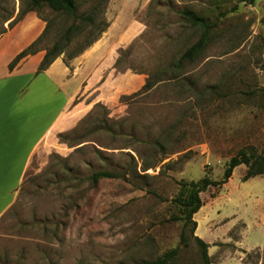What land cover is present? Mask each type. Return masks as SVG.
Returning a JSON list of instances; mask_svg holds the SVG:
<instances>
[{"label":"rangeland","instance_id":"obj_1","mask_svg":"<svg viewBox=\"0 0 264 264\" xmlns=\"http://www.w3.org/2000/svg\"><path fill=\"white\" fill-rule=\"evenodd\" d=\"M26 1L0 0V31ZM77 3L78 13L102 3L114 46L63 111L57 145L1 217L0 264H136L177 245L174 264H200L173 199L180 180L220 179L240 148L264 152V0ZM185 9L214 27L177 83L163 69L199 36ZM26 16L51 22L40 51L71 23L44 8L12 27ZM79 46L74 40L60 56ZM99 170L116 176L93 183ZM244 171L236 166L221 188L200 193L194 235L206 243L210 264H264V175L242 181Z\"/></svg>","mask_w":264,"mask_h":264},{"label":"crops","instance_id":"obj_2","mask_svg":"<svg viewBox=\"0 0 264 264\" xmlns=\"http://www.w3.org/2000/svg\"><path fill=\"white\" fill-rule=\"evenodd\" d=\"M27 19L31 22L25 25ZM44 26L41 19L26 16L0 35V219L11 208L33 166L36 171L43 166L49 151L57 145L55 136L63 129L61 115L66 106L114 46V41L107 39L113 27L110 24L69 65L59 56L37 72L44 55L39 50L9 70L11 60Z\"/></svg>","mask_w":264,"mask_h":264},{"label":"trees","instance_id":"obj_3","mask_svg":"<svg viewBox=\"0 0 264 264\" xmlns=\"http://www.w3.org/2000/svg\"><path fill=\"white\" fill-rule=\"evenodd\" d=\"M252 1V0H249ZM102 3L94 6L88 13H78L79 7L77 0H27L24 8L19 10L15 18L9 21L8 28L12 27L14 23L20 20L26 12L36 11L39 13L44 8L48 9L53 16H64L70 18L71 23L63 29L54 32L57 36L50 47L44 49V55L38 64L37 72L45 70L57 57L66 52V48L77 39L80 41V46L77 50L67 52V56L63 58V62L68 65V61L73 57L82 53L92 43H94L106 30L108 23L105 20L102 10ZM182 17L192 26L199 31L198 39L188 46L177 58V60L163 69V71L170 72V78L174 79L177 83L185 79L184 64L194 60L199 53H201L211 38V32L214 23L206 17L197 14L196 12L185 9L180 11ZM12 15H9L5 21L9 20ZM52 25L50 20L45 21V26L39 36H37L29 45L23 48L8 64V69L12 70L14 66L24 57L35 54L40 48L37 45L44 37L50 32ZM6 31L2 28L0 35ZM81 39V40H78ZM260 95L264 99V87L260 88ZM244 165L245 171L242 175V181H246L254 176L264 175V152H257L254 146L247 145L240 148L234 155H232L225 163L222 176L218 180L211 179L209 176L204 175L199 180H180L179 192L173 199L178 208V215L176 219L183 222V227H190V233L193 241L199 246L201 250V263L210 264V258L207 254V245L202 239L194 235V230L197 226L193 215L203 205L200 198V193L206 191L211 187L221 188L224 183L230 178L232 171L236 166ZM114 172L107 170L95 171L91 174V180L96 183L101 178L115 177ZM187 236L184 229L181 232L180 243L187 244ZM180 253V246L177 245L160 256L153 259L139 261L136 264H174Z\"/></svg>","mask_w":264,"mask_h":264}]
</instances>
